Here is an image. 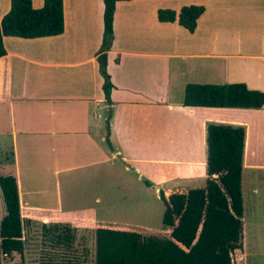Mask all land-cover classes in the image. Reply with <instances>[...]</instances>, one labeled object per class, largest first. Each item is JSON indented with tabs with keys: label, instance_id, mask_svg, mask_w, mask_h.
I'll return each instance as SVG.
<instances>
[{
	"label": "crops",
	"instance_id": "crops-1",
	"mask_svg": "<svg viewBox=\"0 0 264 264\" xmlns=\"http://www.w3.org/2000/svg\"><path fill=\"white\" fill-rule=\"evenodd\" d=\"M43 3L32 0L34 8ZM189 4L205 7L193 32L157 18L159 8L178 11ZM9 8L10 0H0V19ZM103 9V0H63L62 33L3 37L0 176L17 182L24 249L1 264L25 263L42 233L62 226L71 239L76 230H94V248L97 226L124 227L111 216L122 214L127 204L108 191L111 178L105 175L115 159L137 172L136 164L171 168L178 185L202 166L207 178L209 124L243 127V166L252 175L264 168V105L182 103L186 83L243 82L264 92V0L117 1L106 50L111 104L104 100L98 60ZM87 195L93 202L83 200ZM2 202L0 191V219ZM77 221L84 222L79 229ZM69 253L64 259L73 261ZM40 257L42 264V252Z\"/></svg>",
	"mask_w": 264,
	"mask_h": 264
},
{
	"label": "trees",
	"instance_id": "trees-1",
	"mask_svg": "<svg viewBox=\"0 0 264 264\" xmlns=\"http://www.w3.org/2000/svg\"><path fill=\"white\" fill-rule=\"evenodd\" d=\"M117 1L103 0V40L98 60L103 76L104 100L111 104L113 84L106 71V50L113 36ZM205 7L183 5L178 11L159 8L161 22H174L193 32ZM63 0H44L34 8L32 0H10L9 10L0 19V57L6 54L4 36L37 38L63 32ZM183 105L259 109L264 92L243 82L212 84L186 83ZM244 128L222 124L207 127V178L204 188L172 191L165 196L162 224L170 229L167 237L142 236L115 225L95 229L93 264H232V253L242 245V158ZM5 214L0 219V264L12 253L24 249L22 220L16 179L0 176ZM55 243H65L66 234H54ZM42 264H79L61 259Z\"/></svg>",
	"mask_w": 264,
	"mask_h": 264
},
{
	"label": "rangeland",
	"instance_id": "rangeland-1",
	"mask_svg": "<svg viewBox=\"0 0 264 264\" xmlns=\"http://www.w3.org/2000/svg\"><path fill=\"white\" fill-rule=\"evenodd\" d=\"M229 115L231 114H222L225 119ZM238 117L240 116L238 115ZM224 123L214 124L226 125ZM121 164L120 160L115 159L110 170L105 171V175L109 174L111 178L108 191L114 193L119 198L118 201L127 204L126 210L121 212L122 214L111 216V218H114L116 223L139 232L144 237H167L169 235L170 229L165 228L162 224L164 203L160 199V191L167 196L172 191H177L176 187L190 189L204 188L206 185L205 166L200 167L201 170L197 169L193 172L191 179L181 181L178 185L176 180H171L174 177L173 169L166 166L151 167L148 166L149 164H136L140 168L138 175L134 166L125 170ZM251 172V169L242 164V245L240 249H236L232 253V264H264V168L255 171L254 175ZM258 173L263 176L258 178ZM255 188H258V192L254 191ZM83 200L93 202V197L88 196ZM1 207L4 210L3 202ZM78 211L83 212V209H78ZM77 217L94 219L93 215L80 214ZM76 223L79 229L84 222L77 221ZM62 228L65 227L62 226ZM63 229L59 232L42 233V242L37 240L36 246L30 247L28 260L23 264H40L41 257L38 258V253L41 254V252L42 263L58 262L51 260L50 256L58 254L60 258L64 259L70 255V251L73 252V261L79 264H93L95 258L94 230H76L73 239L68 237L65 243H55L56 237L52 236L53 233L66 234L67 236L72 234L70 230L64 231L65 229ZM70 242L73 244L72 247L69 246ZM15 264L21 263L16 262Z\"/></svg>",
	"mask_w": 264,
	"mask_h": 264
}]
</instances>
